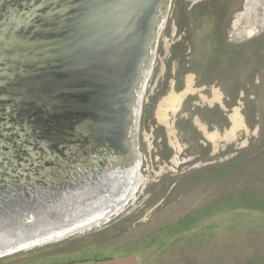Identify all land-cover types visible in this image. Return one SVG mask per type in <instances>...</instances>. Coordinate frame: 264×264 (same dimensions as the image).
<instances>
[{
    "label": "rangeland",
    "instance_id": "1",
    "mask_svg": "<svg viewBox=\"0 0 264 264\" xmlns=\"http://www.w3.org/2000/svg\"><path fill=\"white\" fill-rule=\"evenodd\" d=\"M25 1L44 0H0V21L6 6L30 11ZM153 6L163 24L148 52L152 65L136 131L139 165L130 183L135 189L108 221L0 257V264H264V0ZM32 31L22 33L34 39ZM73 37L52 50L60 52ZM2 76L0 205L16 209L48 191L45 182L62 185L39 162L46 167L68 161L80 101L67 92L72 83L49 102L51 110L32 100L17 102L14 92L30 98L47 92L48 75H36L26 86ZM174 94L183 97L173 108L165 103ZM218 104L226 112L241 109L243 130L230 142L208 141L206 130L227 126ZM129 162L130 168L133 157Z\"/></svg>",
    "mask_w": 264,
    "mask_h": 264
},
{
    "label": "water",
    "instance_id": "2",
    "mask_svg": "<svg viewBox=\"0 0 264 264\" xmlns=\"http://www.w3.org/2000/svg\"><path fill=\"white\" fill-rule=\"evenodd\" d=\"M156 1L44 0L29 5L25 1L23 6L31 7L27 12L18 13L15 9H8V6L4 8L6 15L0 21V64H5L7 70L0 68L2 77L14 82L21 81L26 86L30 78L42 74L43 77L48 75L51 82L49 90L40 97L30 98L24 92L21 95L22 91L14 92L16 101L32 100L51 110L52 104L49 102H54V96L64 86L73 83L67 92L71 96H79L77 100L80 105L72 104L81 110L77 115L79 124L70 140L75 152L68 156V161L61 166L46 167L39 162L40 168L45 169L48 175L55 173L57 176L53 180L55 183L61 180L62 185L53 186L51 182H45L48 188V191H44L45 195L43 193L37 199L24 200L16 209L0 205V257L58 239L61 230L69 229L81 219H89L94 212L106 211L110 212V216L114 214L108 207H112L119 193L117 183L124 179L133 153L131 142L136 141L133 126L131 142L125 134L124 114L130 101V84L139 71L141 75L138 73L136 89L140 87L143 76L152 65V55L151 52L148 55V52L150 49L153 52L160 32L157 25L148 38L150 42L146 44L143 41L147 39L146 28L152 24V20H159L155 16L157 9L152 6ZM159 1L163 4L168 2ZM44 5L47 9L38 13ZM146 13L151 16L147 17ZM34 16L41 21L37 25L32 23ZM44 23L46 26L42 27ZM130 26L134 31L116 38V45L111 43L114 36L101 37L106 28L125 30ZM29 27H33L37 34L34 39L22 33ZM141 27H146L143 35L140 34ZM72 36L71 42L62 44L65 48L60 52L52 50L59 41ZM117 51L128 54L120 61V66L110 67L108 62ZM141 59L143 67L139 70ZM46 61L51 62V68L45 66ZM32 66H38L41 70L38 68L39 71L34 74L27 73L28 67ZM73 107L69 110L73 111ZM59 167L60 170H57ZM106 218L103 216L102 222L109 220ZM72 230H67V233Z\"/></svg>",
    "mask_w": 264,
    "mask_h": 264
},
{
    "label": "bare ground",
    "instance_id": "3",
    "mask_svg": "<svg viewBox=\"0 0 264 264\" xmlns=\"http://www.w3.org/2000/svg\"><path fill=\"white\" fill-rule=\"evenodd\" d=\"M167 1V0H166ZM161 3L159 0L156 1V3ZM155 3L152 4V6L154 5ZM162 5H164L162 3ZM155 8V7H154ZM152 24L146 28V36H147V39H143V41H145V43L147 44V42L149 43L150 40L148 38H150L149 36H151V33L150 30H151V27L155 24L156 27L157 25L159 29L162 28V24L163 22L162 21H155V20H152L151 22ZM131 27V28H130ZM128 27L127 29L125 30H119L117 29V27H110V28H106L102 33H101V37L102 39H105V38H108L110 36H114V40L111 41V43H114L115 39L117 38H120V36L122 34H125L127 35L129 32L131 31H134V28L133 26H130ZM113 30V31H110V30ZM128 30V31H127ZM122 37V36H121ZM155 44V43H154ZM114 45H116V43H114ZM128 54V52H125L123 51L120 52V51H117L115 56H113L109 62H108V65H110V67L112 65H117V66H120V61L122 62L125 55ZM139 70L142 69V59L139 63ZM150 65H149V68L147 69L145 75L143 76V80H141L142 82L140 83V87L138 89H136V86L138 85V82H139V77H138V73H139V76L141 75V73L138 71L136 74V78L133 79L132 83L130 84V88H129V98H130V101L129 103H127V108H126V112L124 114V117H125V127H126V130H125V134L127 136V140L130 141V136L132 135V133L130 132L131 131V127L135 129V131H137V118H138V113H139V106H140V99L142 97V94H143V89H144V83L145 81L147 80L148 78V73L150 71ZM135 97V99H134ZM134 102V103H132ZM133 119H134V125L133 124ZM135 140V138H134ZM131 146L133 148V153H132V156L133 157V164H132V167L129 168V165L131 164V162H128V165H127V168L124 172V179L122 181H119L118 183V188H119V193L117 194L116 196V199L115 201L113 202L112 204V207H108L110 208V211L116 213L117 211H119V208L121 206H123L122 204L124 203L125 200H127L128 198V193L131 192L135 189V185H130V183H132L134 181V179H136L135 177L137 176V168H138V165H139V156H137V150L135 152V149L137 148V145H136V141L131 142ZM132 148H131V151H132ZM129 158V160H130ZM130 163V164H129ZM133 187V188H132ZM107 209V208H106ZM90 218L88 220H85V219H81L79 221L76 222V224H73L69 229H73L72 231L70 232H73L75 230H79V229H83L84 227H90V226H93L95 224H99L101 221H102V217H107L106 219H108L110 217V212L109 213H106V211L104 213L102 212H94L92 213L91 215H89ZM85 220V221H84ZM68 228L67 229H64V230H61L60 231V236H64V235H67V230H69ZM54 236V235H52ZM59 236V235H58ZM56 236H54L55 238ZM53 238V237H52Z\"/></svg>",
    "mask_w": 264,
    "mask_h": 264
},
{
    "label": "crops",
    "instance_id": "4",
    "mask_svg": "<svg viewBox=\"0 0 264 264\" xmlns=\"http://www.w3.org/2000/svg\"><path fill=\"white\" fill-rule=\"evenodd\" d=\"M181 97L183 96L182 95L177 96L176 94L171 95L165 104L169 107L174 108L176 104L180 102ZM216 103L218 102L216 101ZM218 106H219L218 108L221 110L222 114L225 116L227 120V126L223 130V132L220 130L216 132L206 130L207 136L209 135L208 137L211 139L208 140L207 137H205V139L212 143L230 142L233 140V138L235 137L238 131L243 130L244 123L241 116V109L234 107L226 112L225 108L221 107L219 104Z\"/></svg>",
    "mask_w": 264,
    "mask_h": 264
},
{
    "label": "flooded vegetation",
    "instance_id": "5",
    "mask_svg": "<svg viewBox=\"0 0 264 264\" xmlns=\"http://www.w3.org/2000/svg\"><path fill=\"white\" fill-rule=\"evenodd\" d=\"M130 194H131V190H130V193H129V195H130ZM129 195H128V196H129Z\"/></svg>",
    "mask_w": 264,
    "mask_h": 264
}]
</instances>
